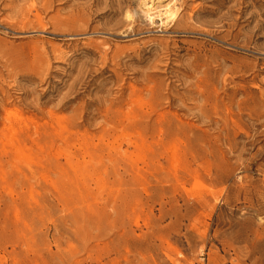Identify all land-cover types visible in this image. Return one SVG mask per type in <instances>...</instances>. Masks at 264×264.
<instances>
[{"label":"rangeland","instance_id":"374dc122","mask_svg":"<svg viewBox=\"0 0 264 264\" xmlns=\"http://www.w3.org/2000/svg\"><path fill=\"white\" fill-rule=\"evenodd\" d=\"M0 264H264V0H0Z\"/></svg>","mask_w":264,"mask_h":264},{"label":"bare ground","instance_id":"6f19581e","mask_svg":"<svg viewBox=\"0 0 264 264\" xmlns=\"http://www.w3.org/2000/svg\"><path fill=\"white\" fill-rule=\"evenodd\" d=\"M147 8L144 14L152 24L155 23L157 19L162 23H166L168 21H174L177 17V12L172 6L165 7L163 11H156L152 6H148Z\"/></svg>","mask_w":264,"mask_h":264}]
</instances>
